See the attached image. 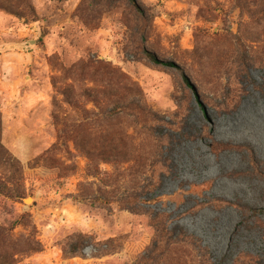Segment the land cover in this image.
<instances>
[{
    "label": "rangeland",
    "instance_id": "374dc122",
    "mask_svg": "<svg viewBox=\"0 0 264 264\" xmlns=\"http://www.w3.org/2000/svg\"><path fill=\"white\" fill-rule=\"evenodd\" d=\"M138 1L145 18L127 0H0V145L39 161L0 162V251H21L16 264H264L262 227L222 203L264 208V178L246 150L211 146L250 147L264 168V16L252 1ZM133 95L152 115L122 106ZM93 146L129 160L96 150L90 171ZM32 240L40 250L23 252Z\"/></svg>",
    "mask_w": 264,
    "mask_h": 264
},
{
    "label": "trees",
    "instance_id": "16d2710c",
    "mask_svg": "<svg viewBox=\"0 0 264 264\" xmlns=\"http://www.w3.org/2000/svg\"><path fill=\"white\" fill-rule=\"evenodd\" d=\"M254 3V9H250L247 8V13L251 16V17H255L257 15H263L264 16V0H236V4L237 6H239L240 8L242 7V5H245L247 3ZM127 3L129 5V7L136 9V11L139 13V15H142L143 18L147 17V10L145 8H142L140 6V3L138 0H127ZM248 5V4H247ZM145 24V23H144ZM143 28V27H141ZM264 51V49H263ZM148 57L154 61L157 62L158 58L156 57V55L152 52H147ZM250 58H254L253 56ZM244 60H247V58L244 56ZM252 62H255V60H253ZM243 65V62L241 61V66ZM245 65V64H244ZM103 71L105 73L108 74V76H112L115 74H118V71L114 70V69H110L108 66H104ZM120 74V73H119ZM121 78L126 79V77H124L123 75H120ZM126 91L131 92L132 90H136L137 93L140 94V91L138 90V86H136V84L132 83L129 81V83H127V86L125 87ZM97 92V91H96ZM62 93L64 94V96L66 97L67 102L70 105H73V103L75 102V98H76V93L74 92L73 88H71L70 86H67L63 89ZM233 96V94L229 95V92L227 91H222V97H224L225 99H227V101L230 99V97ZM136 97V98H135ZM235 97V96H233ZM132 98H134L132 101H125L122 106H124V108L126 109H131L134 110L136 112V114H143V116H150L152 115L151 111L149 109H147L141 102V98H138L136 95H133ZM224 103V102H216L215 105L217 108L219 107H225L228 108L229 105L228 103ZM214 103V102H213ZM238 103V101H237ZM237 105V104H236ZM123 110V109H122ZM127 111V110H126ZM126 111H122V113H128L133 115L129 110L128 112ZM112 112L108 111L107 113V117H112ZM54 119L57 121L58 120V115L54 114ZM211 146L217 150V151H224V150H246L249 157H250V165H251V171L250 174H256V175H262L264 178V168L262 166V164L257 160L256 155L254 153V151L252 150V148L247 147V146H241V145H232L229 143H225V142H217L214 141L211 143ZM55 148L54 149H49L45 152V154L42 156L43 161L46 162H51L53 159V153L55 152ZM98 150L97 152H99V156H102V160L105 161H109L112 159L113 162L115 163H123L126 162L128 159L126 153H123L120 151V154L117 155H111V150L108 149V147H103V146H93V148L91 149H86V154L89 158V163H88V169L90 171H98V165L94 164V156H95V151ZM0 162L10 168H12L15 172H20L22 171L23 168H25V172L27 170V168L31 169V168H35L37 165H39V161L36 160V163L34 164H23L20 166V164L18 162H16L8 153H6L4 151V149L2 148V146L0 145ZM45 163V162H44ZM55 167V166H53ZM58 167V168H57ZM56 169L54 170L56 172V175L62 176L64 175L67 171L71 170V166L70 165H64L62 163H57V166L55 167ZM105 193H102L100 196L93 198L94 200H100L102 199V197H105ZM126 201L128 200L125 199ZM222 203L225 206H233L236 208H245V210H247L249 212L248 215V219L253 220V223L255 224H259L262 229L264 230V222L262 221V216L264 215V208H255V207H251L248 204H240L238 202H232L230 200H223ZM135 202H131V206L133 208ZM131 208V207H130ZM26 215H22L20 219L25 218ZM17 225L16 222L12 223L9 231L13 230V228ZM6 228L2 227V225L0 224V246H2L4 244V239L6 238ZM8 236V235H7ZM10 240H13L12 237L9 235ZM81 240L79 239L78 241L72 243L70 245V248L68 250V248L65 249V254L71 253V252H75L77 253L79 246L81 245ZM84 244V243H83ZM41 248L40 242L38 241H34L32 240L31 242H29L27 244V246L25 247V249H22L23 252H25L26 250H34V251H39ZM21 251H16V250H11V251H4L1 252L0 251V264H16L17 263V257L16 255H18V253H20ZM74 254V253H73ZM108 254V253H107ZM249 264H259L258 260L256 257L253 256H249Z\"/></svg>",
    "mask_w": 264,
    "mask_h": 264
},
{
    "label": "bare ground",
    "instance_id": "6f19581e",
    "mask_svg": "<svg viewBox=\"0 0 264 264\" xmlns=\"http://www.w3.org/2000/svg\"><path fill=\"white\" fill-rule=\"evenodd\" d=\"M27 201L30 202L31 201V198H28Z\"/></svg>",
    "mask_w": 264,
    "mask_h": 264
},
{
    "label": "water",
    "instance_id": "95a60500",
    "mask_svg": "<svg viewBox=\"0 0 264 264\" xmlns=\"http://www.w3.org/2000/svg\"><path fill=\"white\" fill-rule=\"evenodd\" d=\"M30 198V197H29ZM28 199V198H27ZM27 199H25V202L28 203Z\"/></svg>",
    "mask_w": 264,
    "mask_h": 264
}]
</instances>
